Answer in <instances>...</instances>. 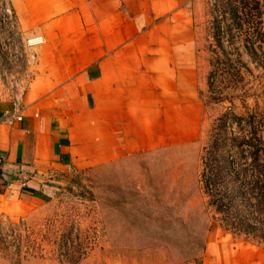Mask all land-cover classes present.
Returning <instances> with one entry per match:
<instances>
[{"label": "rangeland", "instance_id": "1", "mask_svg": "<svg viewBox=\"0 0 264 264\" xmlns=\"http://www.w3.org/2000/svg\"><path fill=\"white\" fill-rule=\"evenodd\" d=\"M190 9L196 141L84 170L28 216L0 220V264H201L210 231L264 247V174L251 169L255 152L264 166V0H192ZM9 11L0 0V32ZM23 45L11 34L8 49ZM218 192L234 203L225 215L211 203ZM245 223L250 236L237 231Z\"/></svg>", "mask_w": 264, "mask_h": 264}, {"label": "crops", "instance_id": "2", "mask_svg": "<svg viewBox=\"0 0 264 264\" xmlns=\"http://www.w3.org/2000/svg\"><path fill=\"white\" fill-rule=\"evenodd\" d=\"M191 1L8 0L21 39L42 44L22 121H4L0 89V220L28 216L84 170L196 141ZM201 264H264V247L210 231Z\"/></svg>", "mask_w": 264, "mask_h": 264}, {"label": "built area", "instance_id": "3", "mask_svg": "<svg viewBox=\"0 0 264 264\" xmlns=\"http://www.w3.org/2000/svg\"><path fill=\"white\" fill-rule=\"evenodd\" d=\"M9 6V5H8ZM9 16V27L2 29L0 32V89L10 98L11 111L5 116V122L8 124L14 121H22L23 119V99L26 94L27 84L30 81L32 72L30 71L31 66L35 60L34 50L42 44L41 37L32 36L23 40L22 50L15 49L11 51L7 48V45L11 42V34L19 35L17 31L16 21L13 17L11 10L8 12ZM17 63H21L24 67L22 73L14 70V66ZM10 175L9 171L0 169V192L5 186V182L8 180ZM22 182L26 179L21 175L14 174Z\"/></svg>", "mask_w": 264, "mask_h": 264}, {"label": "trees", "instance_id": "4", "mask_svg": "<svg viewBox=\"0 0 264 264\" xmlns=\"http://www.w3.org/2000/svg\"><path fill=\"white\" fill-rule=\"evenodd\" d=\"M256 161H257V152H255L254 153V158H253V162H254V165L252 166V170L256 173V174H258V175H263L264 174V166H256ZM222 168H224V167H222ZM218 170H219V167H218ZM218 174H221L220 172L218 173ZM211 185V183L209 184L208 183V186H210ZM216 186V182H215V184H214V187ZM260 193H261V195H260V199H262V200H264V184H263V186H261L260 187ZM216 195H215V197H212V204H216L217 203V205H216V208L217 209H215L216 210V212H217V214H226V212H227V210H226V208H227V204H230V203H232V204H234L233 203V201H232V199L230 198V197H228V196H226V195H222V193H220V192H218V193H215ZM221 222H222V220H221ZM235 226H236V223H233ZM233 224H227V225H225L224 226V229H227V226H230L229 227V229L228 230H230V232L231 233H234V229L237 227H233ZM246 225H244L243 227H241L242 229H240V228H238L237 229V231L239 232V233H241V234H244V235H251L252 234V231L254 230V231H256L254 228H252L250 225H248L247 223H245ZM239 225V224H238ZM253 231V232H254Z\"/></svg>", "mask_w": 264, "mask_h": 264}]
</instances>
